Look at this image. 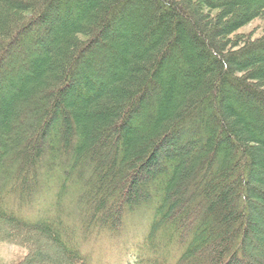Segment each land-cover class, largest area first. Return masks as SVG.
I'll return each instance as SVG.
<instances>
[{"label": "trees", "instance_id": "obj_1", "mask_svg": "<svg viewBox=\"0 0 264 264\" xmlns=\"http://www.w3.org/2000/svg\"><path fill=\"white\" fill-rule=\"evenodd\" d=\"M256 20L264 0H0V234L27 264H91L140 213L130 264H264Z\"/></svg>", "mask_w": 264, "mask_h": 264}, {"label": "rangeland", "instance_id": "obj_2", "mask_svg": "<svg viewBox=\"0 0 264 264\" xmlns=\"http://www.w3.org/2000/svg\"><path fill=\"white\" fill-rule=\"evenodd\" d=\"M263 27L264 23L256 20L241 32L254 31L256 32L255 35H258ZM22 121L24 124L29 125L31 119L30 117H22ZM36 202L38 204L45 203V197L38 198ZM65 214L67 215L68 212L65 211ZM144 216L141 213L132 216L131 223L124 224L123 235L119 234L120 238L113 236L109 239V237L103 236L94 242H87L82 249L88 251L91 256V264H130L134 262L137 259L136 249L144 243V234L151 220V217ZM8 240L0 234V264H27L33 250H30L28 245L17 242L14 237L9 236ZM56 252L57 249L54 246L46 245L45 255L51 257ZM261 254H264V250L256 245L253 256H256L255 259H258V262L264 261L260 256Z\"/></svg>", "mask_w": 264, "mask_h": 264}]
</instances>
